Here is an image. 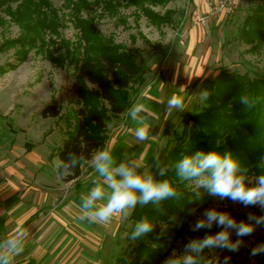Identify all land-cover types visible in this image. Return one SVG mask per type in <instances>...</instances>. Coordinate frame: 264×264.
<instances>
[{
  "label": "trees",
  "instance_id": "trees-1",
  "mask_svg": "<svg viewBox=\"0 0 264 264\" xmlns=\"http://www.w3.org/2000/svg\"><path fill=\"white\" fill-rule=\"evenodd\" d=\"M62 7L68 9L70 21L80 31L76 42L61 39L57 41L53 36H60L59 29L64 26L63 18L58 8L53 6L52 0H0V14L10 16L19 29L20 34L15 39L6 40L0 51L16 48L18 57L25 59L33 50L43 51L47 46L64 48V54L55 56L49 49V57L58 64L81 63L84 76L97 85L90 90L83 77L76 82V91L82 101V107L77 110L75 123L66 122L68 126L67 138L63 141L57 155L61 162H68V153L83 154L86 159L71 170L64 182H70L80 177L82 166L91 160V156L100 147H104L108 138V123L129 110L141 92L146 82V65L138 62L140 51L130 49L121 43H115L111 36L106 37L95 24V17L82 16L83 11L97 12L102 8L100 16L105 13L115 17L120 6H134L157 27L172 25L175 15H179L178 23L185 12L166 9L163 13L153 7H165L173 0H61ZM254 7L248 10L241 24L237 26L236 38L248 44H254L252 50L259 51L264 44V0H258ZM13 4H16L15 8ZM136 14L138 12H135ZM65 15V14H64ZM121 23H126L124 16L117 17ZM52 36V37H49ZM60 42V43H59ZM156 50L166 57L168 49L156 45ZM18 49V50H17ZM4 69L0 68V73ZM201 85L202 90L211 92L209 101L201 102L191 111L182 114L181 122L184 127L176 133L175 141H168L162 150L160 159L162 164H173L182 155L190 154L195 150L231 151L243 166L250 169V175H257L260 170L255 166L264 157V73L248 71L241 73L229 68H221L217 75L213 73L204 79H197L191 85ZM241 93H248L258 98V103L251 109H244L238 103ZM43 118H57L60 110L55 104L45 106L41 111ZM170 133L165 126L163 135ZM191 139L185 143V138ZM154 170V169H153ZM169 179L175 181V175L168 173ZM188 182L177 183V190L187 196L191 187ZM216 197L203 194L202 201L188 203L184 201H167L164 213L155 211L150 205L144 208L137 207L130 215L131 229L127 233V245L115 257L112 264H163L170 256L176 242L181 240L184 244L189 238L203 237L205 230L194 232L188 228L193 220L190 209L202 210ZM154 220V231L146 240L133 242L129 236L134 223L143 216ZM176 217V223H169V217ZM164 235L157 240L161 232ZM151 242L159 247L153 249Z\"/></svg>",
  "mask_w": 264,
  "mask_h": 264
},
{
  "label": "rangeland",
  "instance_id": "rangeland-1",
  "mask_svg": "<svg viewBox=\"0 0 264 264\" xmlns=\"http://www.w3.org/2000/svg\"><path fill=\"white\" fill-rule=\"evenodd\" d=\"M188 1L173 0L165 7H153L154 10L161 13L166 9H173L180 13L185 12L181 24L178 23L179 15H175L172 25L161 27L152 24L134 6H120L119 8L118 15L124 16L126 23L119 22L118 15L112 17L105 13L100 16L103 12L100 7L97 8V12L83 11L82 16L95 17L97 29L106 37L111 36L115 43H121L130 49L140 51L138 62L142 60L147 67L145 71L146 82L140 90L147 93L151 88L159 87L161 82L167 84L171 80L174 61L179 50L178 46H181L180 42L185 40L183 32L186 22L190 20L194 23L189 13ZM52 2L53 6L59 9L64 20V26L59 29L60 36L53 37L57 41L65 39L76 42L79 39L80 31L68 19L69 10L62 7L63 2L61 0H52ZM257 3H259L258 0H241L233 14L214 16L215 19L205 34L206 42L212 45V53L205 73L217 75L221 68H229L241 73L246 71L250 74L252 72L264 73V44L259 51H254L252 50L254 44H248L236 38L237 26L241 24L248 10ZM15 6L16 4H13L14 8ZM20 32L18 25L12 21L10 16L5 13L0 14V46L8 39L17 38ZM49 37L52 36L49 35ZM156 45L161 48L166 47L168 55L166 57L162 56L156 50ZM58 47L59 49L56 50L55 46L49 45L43 51H38L35 48L22 60L18 57L16 48L0 51V68L4 69V72L0 73V110L6 113V118L10 120L6 124L17 129L18 126H22L26 129V132L28 131L26 139L30 143L39 142L43 138L41 137L42 133L50 132L52 129L56 130L57 137L62 136L64 130L68 129L66 122L71 124V127L75 123L76 112L83 105L76 91L78 78L83 77L90 90L97 88L96 84L84 76L81 70V61L72 64L66 61L63 65H60L49 57V49L55 56L64 54V48ZM201 91L202 87L199 84L196 87L189 86L185 91L179 93L184 98L185 108L183 112H176L172 117L165 118L164 115L162 120L165 119L161 131H157L158 126L154 127V134L158 133L160 136L157 141L150 143L148 151L144 153L143 157L139 158L145 166L151 167V157L154 152L159 151L161 154L168 141H175L176 133L181 132L184 127L181 122L182 114L185 111L193 110L199 105L200 97L198 95ZM170 92L173 93V89ZM50 104H55L59 108L61 116L44 120L41 111ZM162 113L163 109L161 115ZM0 123H4L1 121V117ZM128 125H130L129 119L121 114L108 123L107 132L113 134L119 130V133L122 134ZM165 126L170 128V133L167 135H163ZM140 150L135 152L138 157L142 153ZM89 168H92V166ZM188 185L191 188L193 187L190 183ZM68 189L71 190L69 185L62 194L63 196L68 195ZM208 208H217L229 212L238 221L246 220L249 213L264 214L261 213L258 207H244L240 203H233L230 200L221 201L216 197L208 206L193 214V220L188 226L189 229L192 228L197 219L201 218L204 210ZM131 226L130 216L128 218L117 217L114 231L103 237L104 240L101 242L100 247H97L98 250L95 256L97 264L114 263L115 257L121 254L127 245L126 237ZM220 230L222 229L213 226L211 233L215 234ZM206 234L208 233L206 232ZM232 239H236L235 234L232 235ZM259 243H264V228H257L251 236L244 237L243 246L236 253L217 249L208 251L206 255L213 261V264H215L216 259L222 261L225 256L230 257V264H253V260L254 264H264V256L249 257L251 248ZM184 245L181 240L177 241L171 254L174 251L181 252Z\"/></svg>",
  "mask_w": 264,
  "mask_h": 264
},
{
  "label": "clouds",
  "instance_id": "clouds-1",
  "mask_svg": "<svg viewBox=\"0 0 264 264\" xmlns=\"http://www.w3.org/2000/svg\"><path fill=\"white\" fill-rule=\"evenodd\" d=\"M179 89L181 92L185 91V87ZM210 95L211 92L204 89L198 96L201 102H207ZM145 97V92H141L127 112L136 143L155 142L160 136L158 133L154 134V126L150 122L153 111L143 102ZM238 103L244 109L251 110L258 103V98L241 93ZM184 108L183 96L174 93L164 103L163 113L166 117H172L176 112H183ZM190 141L189 137L185 138L186 144ZM151 158L152 165L147 167L139 158L127 155L123 160H118L111 146L97 149L91 156V166L98 179L81 197L79 220L106 226L114 218H128L138 206L144 208L149 205L163 214L165 202H182L187 198L188 203H195L202 201L204 192L221 201L230 200L244 207H258L264 213V157L255 166L260 170L257 175H250V169L243 166L231 151L195 150L182 155L171 165L162 164L159 151L154 152ZM85 159L83 154L68 153V162L58 165V174L66 177ZM170 170L175 175V181L169 179ZM185 182L193 186L187 196L174 186ZM195 212L196 209L193 208L189 214ZM169 223H176L174 215L169 217ZM155 224L149 216L141 217L134 223L130 240H146L154 231ZM213 226L222 230L212 234ZM257 228H264V214L249 213L246 220L238 221L229 212L217 208L205 209L191 230H206L208 234L190 239L181 252L174 251L163 264H213L206 255L208 251L218 249L236 253L243 246V238L251 236ZM233 234L236 236L235 240L232 239ZM163 235L162 231L156 239L159 240ZM28 237L29 233L18 227L14 234L0 240V264H12L15 257L22 255ZM151 247L156 249L159 245L151 242ZM257 256H264V243L251 248L249 257ZM215 264H230V257L225 256L222 261L216 259Z\"/></svg>",
  "mask_w": 264,
  "mask_h": 264
},
{
  "label": "crops",
  "instance_id": "crops-1",
  "mask_svg": "<svg viewBox=\"0 0 264 264\" xmlns=\"http://www.w3.org/2000/svg\"><path fill=\"white\" fill-rule=\"evenodd\" d=\"M214 1H188L194 23L186 22L185 40L178 46L171 80L145 92V104L153 111L150 122L159 127L157 131H161L166 118L162 120L161 110L167 99L174 93H181L180 87L186 90L195 80L210 75L205 72L212 45L206 42L205 34L215 19L209 11V4ZM196 13L206 16L205 26L196 22ZM127 112L123 115L128 118ZM0 117L4 122L0 123V240L14 234L18 227L29 233L24 253L15 257L12 264H97V247L103 237L114 231L117 218L106 226L89 224L78 218L81 197L98 179L93 168H89L91 160L82 166L79 178L64 182L58 174L57 153L67 138V130L57 137L56 130L52 129L42 133L39 142L30 143L24 127L17 125L20 128L17 129L6 124L10 120L1 110ZM129 124L122 134L119 130L113 134L107 132L104 147L111 146L118 160H123L125 155L143 157L151 143L134 142L130 120ZM139 149L142 153L138 157L135 152ZM68 185L71 190L63 196Z\"/></svg>",
  "mask_w": 264,
  "mask_h": 264
},
{
  "label": "built area",
  "instance_id": "built-area-1",
  "mask_svg": "<svg viewBox=\"0 0 264 264\" xmlns=\"http://www.w3.org/2000/svg\"><path fill=\"white\" fill-rule=\"evenodd\" d=\"M240 2L241 0H215L209 4L210 14L214 16L231 15L235 12ZM194 17L198 24L206 25L207 18L205 15L196 13Z\"/></svg>",
  "mask_w": 264,
  "mask_h": 264
}]
</instances>
